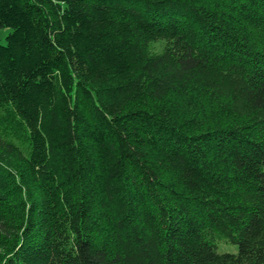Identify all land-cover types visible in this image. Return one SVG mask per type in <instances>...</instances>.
Listing matches in <instances>:
<instances>
[{
	"label": "trees",
	"instance_id": "trees-1",
	"mask_svg": "<svg viewBox=\"0 0 264 264\" xmlns=\"http://www.w3.org/2000/svg\"><path fill=\"white\" fill-rule=\"evenodd\" d=\"M2 29L0 264H264V0H0Z\"/></svg>",
	"mask_w": 264,
	"mask_h": 264
},
{
	"label": "rangeland",
	"instance_id": "rangeland-1",
	"mask_svg": "<svg viewBox=\"0 0 264 264\" xmlns=\"http://www.w3.org/2000/svg\"><path fill=\"white\" fill-rule=\"evenodd\" d=\"M11 29H2L0 30V46H5L7 42V37L11 34ZM219 250L221 252H230V253H237V247L231 244H220Z\"/></svg>",
	"mask_w": 264,
	"mask_h": 264
}]
</instances>
